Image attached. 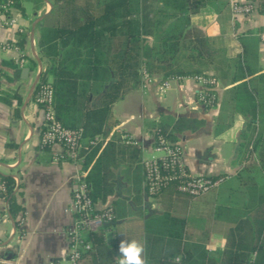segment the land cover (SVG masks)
Instances as JSON below:
<instances>
[{
	"label": "crops",
	"instance_id": "crops-1",
	"mask_svg": "<svg viewBox=\"0 0 264 264\" xmlns=\"http://www.w3.org/2000/svg\"><path fill=\"white\" fill-rule=\"evenodd\" d=\"M246 1L253 7L248 15L234 14L230 0H214L191 14V24L204 31L212 46L221 49L227 61L225 70L228 73L219 79L218 100L214 106L206 107L197 100V83L191 78H172L163 92L156 82L145 84L141 81L114 102L112 110L116 123L107 124L101 133L106 141L101 144L100 151L120 133L142 150L143 159L154 153V124L180 117L194 119L196 126L178 132L174 140L182 149L185 166L196 175L229 173L230 177L219 188L196 197L168 189L148 194L142 179V202L134 203L126 190L124 165L115 167L113 193L96 204L114 207L116 201H121L128 213L102 228L107 246V251L101 253L103 264H115L120 242L133 239L145 244L148 264H163V257L172 246L167 233L176 228V217L184 221L181 250L185 251L188 264H216L212 258L220 259L232 226L228 207L231 200L241 202L243 199L236 180L237 172L253 161V155L245 154L242 148V134L248 130L252 116L236 107L234 89L243 81L250 89L264 87V40L259 35L264 31V0ZM24 9L25 13L19 11L26 31L18 33L14 27L3 26L0 21V62L3 65L0 177L10 175L13 178L17 185L13 190L16 201L22 206L15 215L10 210L8 197L0 194V211L9 204L7 216H0V264H70L71 243L66 230L73 224L75 214L66 208L72 201L78 175L82 170H87L88 174L89 168L76 161L56 160L60 145L40 146L43 118L40 107L33 101L32 88L37 77L48 76V72H44L48 61L41 58L37 42L43 20L53 9V3L43 0L35 4L33 15L25 6ZM24 33L22 45L18 36ZM145 37L151 44L152 36ZM7 40H18L23 47L27 58L24 65L15 62L16 51L4 47ZM244 46L249 54L257 53V59L251 61V68L257 71L241 77L242 70L234 59ZM31 57L35 58L36 65ZM25 67L28 70H24ZM235 74L238 79L233 81ZM155 77L157 81L167 79L161 74ZM8 95L10 102L5 100ZM80 264H91V260L84 257Z\"/></svg>",
	"mask_w": 264,
	"mask_h": 264
},
{
	"label": "trees",
	"instance_id": "trees-1",
	"mask_svg": "<svg viewBox=\"0 0 264 264\" xmlns=\"http://www.w3.org/2000/svg\"><path fill=\"white\" fill-rule=\"evenodd\" d=\"M213 1L52 0L53 9L43 20L37 43L41 58L48 61L44 72L51 75L57 118L68 127L82 128L84 137L101 134L107 124L116 123L112 110L114 102L142 81L140 67L143 63L150 74H161L163 79L196 72H209L218 80L223 79L228 71L222 50L214 48L204 31L191 24V14ZM15 5L25 13L20 0H15ZM147 35L153 38L151 44L145 43ZM18 37L23 45L25 33ZM256 59L257 53L249 54L244 46L234 59L242 70L241 77L257 71L251 68V61ZM31 60L36 65L35 58ZM237 79L238 74H235L232 80ZM234 90L236 107L252 116L248 130L242 134V148L245 154L253 155V161L237 172L236 180L243 199L240 198L241 202L231 200L228 209L232 226L220 259L212 258V261L216 264H263L264 87L250 89L243 81ZM5 100L10 102L11 96ZM195 126L194 119L180 117L154 124L153 130L154 135L161 132L175 140L178 132ZM100 146L101 143L86 146L82 152L83 167L89 168L86 181L92 199L95 202L105 200L113 193V169L124 165L126 190L134 203H141L142 150L120 133L115 134L101 151ZM2 178L8 185L10 210L16 215L22 206L11 189L14 180L10 175ZM164 189L180 193L176 182H171L155 194ZM122 203L116 201L114 205L116 218L128 213ZM174 220L176 228L167 233L172 246L163 257V264H170L172 256L178 253H182L181 264H188L185 251L181 250L184 221L179 217ZM88 238L93 248L83 258L88 256L91 264H103L101 253L107 251L103 230L89 233Z\"/></svg>",
	"mask_w": 264,
	"mask_h": 264
},
{
	"label": "built area",
	"instance_id": "built-area-1",
	"mask_svg": "<svg viewBox=\"0 0 264 264\" xmlns=\"http://www.w3.org/2000/svg\"><path fill=\"white\" fill-rule=\"evenodd\" d=\"M230 7L234 14L248 15L252 12V3L246 0H230ZM21 13L15 5V0H0V21L3 26L14 27L18 33L26 31V25L21 21ZM264 40V31L260 34ZM4 47L13 49L18 53L15 62L24 65L27 58L23 47L18 40H7ZM142 81L145 84L157 83V88L164 91L172 78H191L197 83V100L206 107L214 106L218 100L219 80L209 72H196L191 74H178L167 77L164 81H157L155 75L149 73L143 63L140 67ZM3 74V65L0 62V81ZM0 84V91H1ZM33 101L42 111V131L40 137L41 147H50L55 144L61 146L60 153L55 155L56 160L76 161L83 163L86 146L104 144L106 139L102 134L93 137H84L82 128H72L64 125L56 116L54 107V89L46 76H42L36 83ZM154 153L142 159L144 170L143 186L148 194H155L171 182H176L177 190L191 197L207 193L219 188L229 177V173L216 175H196L191 173L184 164L182 149L179 144L171 140L165 133L154 135ZM87 170L77 177L72 191V201L66 208L75 214L74 222L66 230L71 243L69 251L70 264H80L83 256L92 248V240L88 234L102 229L116 220L113 205L98 207L89 192V183L86 181ZM17 188L15 182L11 189ZM8 185L0 177V194L7 196ZM9 204L0 216H7ZM182 255L172 256L170 264H181ZM264 264V263H263Z\"/></svg>",
	"mask_w": 264,
	"mask_h": 264
},
{
	"label": "clouds",
	"instance_id": "clouds-1",
	"mask_svg": "<svg viewBox=\"0 0 264 264\" xmlns=\"http://www.w3.org/2000/svg\"><path fill=\"white\" fill-rule=\"evenodd\" d=\"M115 264H148L145 257V244L138 240H122Z\"/></svg>",
	"mask_w": 264,
	"mask_h": 264
},
{
	"label": "rangeland",
	"instance_id": "rangeland-1",
	"mask_svg": "<svg viewBox=\"0 0 264 264\" xmlns=\"http://www.w3.org/2000/svg\"><path fill=\"white\" fill-rule=\"evenodd\" d=\"M22 4L25 6L26 11L33 15L35 4L43 2V0H20ZM147 37H145V43H148L146 41ZM47 78L51 80V75L48 73Z\"/></svg>",
	"mask_w": 264,
	"mask_h": 264
},
{
	"label": "water",
	"instance_id": "water-1",
	"mask_svg": "<svg viewBox=\"0 0 264 264\" xmlns=\"http://www.w3.org/2000/svg\"><path fill=\"white\" fill-rule=\"evenodd\" d=\"M51 5H52V4H51ZM33 34H34V29H32V31H31V38H32V39H33ZM34 57H36V53L34 54ZM37 60H38V62H39V65L42 67V62L40 61V59L38 58ZM24 70H28V68L25 67ZM40 72H41V71H40ZM40 74H41V73H40ZM39 76H40V75H39ZM39 78H40V77H37V79H36V81H35V83H34V85H33L32 93L34 92V88H35L36 83H37V81L39 80Z\"/></svg>",
	"mask_w": 264,
	"mask_h": 264
}]
</instances>
